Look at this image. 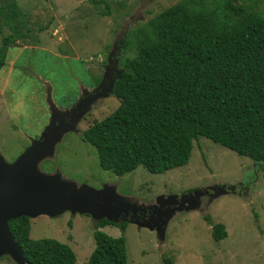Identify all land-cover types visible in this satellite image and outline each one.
Here are the masks:
<instances>
[{"label":"rangeland","instance_id":"374dc122","mask_svg":"<svg viewBox=\"0 0 264 264\" xmlns=\"http://www.w3.org/2000/svg\"><path fill=\"white\" fill-rule=\"evenodd\" d=\"M12 1L20 8L23 27L31 32L8 51L0 71V157L13 163L39 140L53 111L62 128L73 112L79 119L76 126L58 134L53 154L39 163V171L98 191L110 186L116 205L127 207V220H134V213L144 221L166 220L164 231L125 219L123 233L116 225L100 228L110 237L124 236L127 264H164L165 258L174 264H264V166L198 136L188 163L181 167L151 174L139 166L116 176L100 168L95 148L82 137L118 107L110 92L113 76L119 74L122 54L135 56L138 30L180 0H106V16L104 4L89 0ZM5 2L0 0V5ZM246 5L264 13V0H246ZM8 24L1 25L0 46L4 36L17 34ZM127 37L130 45L122 51L121 41ZM82 95L86 99L81 107L69 111ZM194 192L193 209L175 210ZM95 222L69 211L41 215L30 219L29 235L66 244L75 254L74 264H84L95 247ZM218 223L227 236L215 242L211 225ZM0 264L17 263L3 255Z\"/></svg>","mask_w":264,"mask_h":264},{"label":"trees","instance_id":"16d2710c","mask_svg":"<svg viewBox=\"0 0 264 264\" xmlns=\"http://www.w3.org/2000/svg\"><path fill=\"white\" fill-rule=\"evenodd\" d=\"M89 2L104 4L103 14H109L106 0ZM20 15L15 1L0 5V32L4 22L17 30L2 38L0 71L8 51L31 32ZM128 38L121 41L122 51ZM134 47L135 56L122 54L113 76L110 92L118 107L82 133L101 169L116 176L139 166L165 173L188 163L198 136L264 166V13L246 0H180L138 30ZM126 224L96 221L95 247L84 264H127L124 236L100 231L116 225L123 233ZM8 226L27 264L75 263L66 244L31 239L29 218ZM226 236L223 224L211 225L215 242Z\"/></svg>","mask_w":264,"mask_h":264},{"label":"water","instance_id":"95a60500","mask_svg":"<svg viewBox=\"0 0 264 264\" xmlns=\"http://www.w3.org/2000/svg\"><path fill=\"white\" fill-rule=\"evenodd\" d=\"M56 113L53 111L51 121L39 140L32 143L13 163L8 164L0 157V257L8 255L17 264H27V261L10 232L8 222L11 220L22 216L29 219L41 215L56 217L66 211L88 215L96 221L105 219L119 223L127 220V207L116 205L117 195L114 192L109 194L110 186L98 191L85 185L76 186L73 182L60 179L59 175H45L39 171V163L53 154L58 134L72 130L79 120L77 116L62 128L59 119L55 118ZM195 199L196 192L188 198H182L175 210L193 209L195 203L192 202ZM168 200L172 201L173 198ZM131 216L135 217L134 220L127 221L149 230L164 231L166 226V220L150 222L144 221L145 218H140L137 213Z\"/></svg>","mask_w":264,"mask_h":264},{"label":"flooded vegetation","instance_id":"af4514ba","mask_svg":"<svg viewBox=\"0 0 264 264\" xmlns=\"http://www.w3.org/2000/svg\"><path fill=\"white\" fill-rule=\"evenodd\" d=\"M86 93H89V92H86ZM86 95V94H85ZM87 95H89V97L91 96L90 94H87ZM84 99H86V97H84V95H82V96H80L79 98H78V100H76V102L74 103V104H72V106H70V108H69V111L73 108V107H75V106H79V107H81V104H82V102H83V100ZM73 118H75V116H74V114H73V112H70V116H69V118L68 119H60L61 121H63L64 120V122H62V125H66L67 123H69V121L70 120H72ZM155 217H156V215H155ZM153 219H154V217H153Z\"/></svg>","mask_w":264,"mask_h":264}]
</instances>
